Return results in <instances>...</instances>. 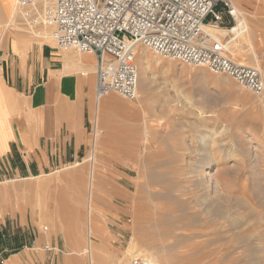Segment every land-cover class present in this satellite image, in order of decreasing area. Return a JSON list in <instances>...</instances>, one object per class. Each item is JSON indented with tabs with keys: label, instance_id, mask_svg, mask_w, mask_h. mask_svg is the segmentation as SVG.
Here are the masks:
<instances>
[{
	"label": "rangeland",
	"instance_id": "1",
	"mask_svg": "<svg viewBox=\"0 0 264 264\" xmlns=\"http://www.w3.org/2000/svg\"><path fill=\"white\" fill-rule=\"evenodd\" d=\"M233 1L254 35L240 42L237 27L226 33L236 24L230 19L218 28L226 29L222 40L235 36V54L229 51L235 62L240 46L257 52L264 80V0ZM37 7L45 10L47 4ZM23 13L17 12L21 23L56 46L53 27L41 14L36 15L44 25L35 28ZM147 52L155 59L150 83L139 80L134 100L118 96L134 103V112L105 108L117 95L103 98L100 116L91 110L87 149L58 169L0 183L3 264H91L84 252L90 161L74 164L89 157L97 137H105V146L92 193L95 264H131L146 252L162 264H264V95L227 76ZM136 62L141 72L138 57ZM93 79L94 95L96 73ZM119 146L136 154L123 156ZM208 160L223 169L218 193L197 177L198 166Z\"/></svg>",
	"mask_w": 264,
	"mask_h": 264
},
{
	"label": "built area",
	"instance_id": "2",
	"mask_svg": "<svg viewBox=\"0 0 264 264\" xmlns=\"http://www.w3.org/2000/svg\"><path fill=\"white\" fill-rule=\"evenodd\" d=\"M43 2L57 48L96 56L97 102L113 94L137 98L139 45L163 58L227 76L254 95H264L259 70L236 63L226 42L206 28H224L230 19L238 24L233 0H15V8L23 10L30 27H39L44 23L35 8ZM4 262L0 255V264ZM131 264L150 263L136 257Z\"/></svg>",
	"mask_w": 264,
	"mask_h": 264
},
{
	"label": "crops",
	"instance_id": "3",
	"mask_svg": "<svg viewBox=\"0 0 264 264\" xmlns=\"http://www.w3.org/2000/svg\"><path fill=\"white\" fill-rule=\"evenodd\" d=\"M15 9L0 0V183L58 169L87 149L94 107L96 64L70 59Z\"/></svg>",
	"mask_w": 264,
	"mask_h": 264
},
{
	"label": "bare ground",
	"instance_id": "4",
	"mask_svg": "<svg viewBox=\"0 0 264 264\" xmlns=\"http://www.w3.org/2000/svg\"><path fill=\"white\" fill-rule=\"evenodd\" d=\"M43 3H45V2H43ZM15 7H16V3H15ZM234 7H235V11H236L235 12L236 16L238 17V24L235 26V28L237 27L236 28L237 30L234 31V34H235L236 37L240 36V38H241L240 42H242V41L243 42H246V41L249 42L250 40H252V37L254 35L253 34L254 31L252 32L250 30V25L247 22V18L245 17L244 12L241 10L242 8L240 7L241 8L240 9L239 7H237L235 3H234ZM15 10H17V9H15ZM36 11L39 13V15L41 14V17H42L43 21L46 22V20L44 18V14H43L45 10L44 9L43 10L39 9L37 7ZM206 28H207L208 32H210L211 34H213L217 38L223 39L222 35H221V32L223 30H226V29H218V28H215V27H212V26H207ZM228 31L230 32L231 30H227L226 33ZM52 36H53V32H52ZM235 36L230 41L228 40V42L226 43V48L228 49V51H230L233 54H235V52L233 51V48L238 46L237 42L235 41ZM53 38H54V36H53ZM54 40H55V38H54ZM55 42H56V40H55ZM229 46L232 47V49ZM240 48L241 49L239 50V53L236 52V54L240 57L238 59V62H236V63L255 67L261 73L262 69H261V66H260V63H259V57H258L257 52H255L254 50H251V54H250L243 47L240 46ZM147 49L148 48H146L144 46H140V45L136 49V58L138 57L140 68H141V72H139V80L142 81L145 84V86H147L150 83V80H151V77H152L150 71H151V68H152V64L155 62L154 57L152 55L148 54ZM80 54H82V53H80ZM84 54H89V55H86V57L88 59L91 58L90 59V61H91L90 64H91V66H94L95 61L92 60V56H90L92 54H90V53H84ZM73 58H75V57H73V56L70 57V59H73ZM93 59H94V57H93ZM200 68H202V67H200ZM96 69H97V63H96ZM87 72L88 71L86 69H84V68L81 70V74L82 73H87ZM261 76H262V74H261ZM263 82H264V80H263ZM138 93H139V86H138ZM181 95H184L185 99L188 98L187 94H185V93H183ZM103 100H101L100 102H97V101L95 102V105H94V107H95V109H94V117H99L100 116L101 109H102L103 104H104ZM180 102L181 101L179 100L178 103H180ZM105 108L114 109V110H119V109H125L126 108L127 110L132 112L136 108V105H134V103H130V102L124 100V99H121L118 96H113V97H110L108 99L107 104H105ZM201 138L202 139H199V143H201L204 140H206L205 139L206 137L204 135L201 136ZM104 146H105V137H100L99 141H98V137H97L95 139V142H94V149L91 150V153H90L89 157L88 158H84L82 162H77V163L74 164V167H78V166L85 165V163L90 161L89 183H88L89 191H88L87 200H86V207L88 208V214H87V216H88V223H87L88 240H87V246L84 249V252L89 254V258L91 260V264H95V262H96V260H95L96 258L94 256V254L96 252V247L93 245V243L91 241V236L94 233V229H93V225H92V211H91L92 210V193H93V189H94L93 188L94 181H95L96 177H98L97 176V174H98L97 160L99 162L100 156L103 153ZM220 146H222V145H220ZM115 148L117 149V146H115ZM219 150H220V148H219ZM120 152H121V154L123 156H126V157L128 155H131V153L132 154H136V152L132 148L130 149V148H122V147H120L119 153ZM219 157H221V156H219ZM207 165H208V167L204 168ZM220 165L221 164L219 162H217V160L216 161L208 160L207 162L203 163V165L198 166L197 171H196L197 177H198V180L200 181V183L203 184V185L204 184H208L210 190L212 192H214V193H218L219 192V187H220V184H219V176L220 175H219V173L223 171V169H221ZM60 229L62 231H64V227L63 226H61ZM47 230H48V227H47ZM47 236L49 237L50 235L48 234ZM143 259L145 261H147L148 263H150V264H162V262L153 253H147V252L144 253L143 254Z\"/></svg>",
	"mask_w": 264,
	"mask_h": 264
}]
</instances>
